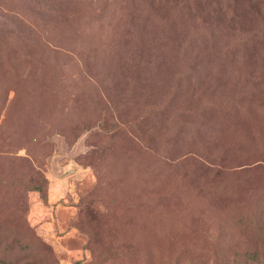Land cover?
<instances>
[{"label":"rangeland","instance_id":"rangeland-1","mask_svg":"<svg viewBox=\"0 0 264 264\" xmlns=\"http://www.w3.org/2000/svg\"><path fill=\"white\" fill-rule=\"evenodd\" d=\"M0 264H264V0H0Z\"/></svg>","mask_w":264,"mask_h":264},{"label":"trees","instance_id":"trees-1","mask_svg":"<svg viewBox=\"0 0 264 264\" xmlns=\"http://www.w3.org/2000/svg\"><path fill=\"white\" fill-rule=\"evenodd\" d=\"M32 188L34 190L38 191L39 193H41L42 192V189H43L40 185H34V186H32Z\"/></svg>","mask_w":264,"mask_h":264}]
</instances>
